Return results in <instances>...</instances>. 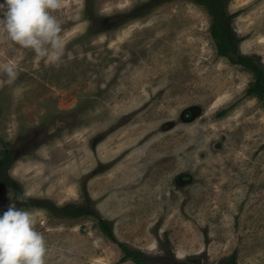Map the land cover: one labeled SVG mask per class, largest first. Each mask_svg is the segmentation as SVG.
I'll use <instances>...</instances> for the list:
<instances>
[{
	"label": "rangeland",
	"instance_id": "obj_1",
	"mask_svg": "<svg viewBox=\"0 0 264 264\" xmlns=\"http://www.w3.org/2000/svg\"><path fill=\"white\" fill-rule=\"evenodd\" d=\"M224 7L240 53L264 64V0ZM52 14L56 62L12 41L0 16V210L15 201L36 215L45 264H136L99 216L160 258L264 264V99L247 94L254 73L219 53L207 8L62 0ZM43 198L91 213L27 206Z\"/></svg>",
	"mask_w": 264,
	"mask_h": 264
},
{
	"label": "clouds",
	"instance_id": "obj_2",
	"mask_svg": "<svg viewBox=\"0 0 264 264\" xmlns=\"http://www.w3.org/2000/svg\"><path fill=\"white\" fill-rule=\"evenodd\" d=\"M62 0H0L2 26L8 37L42 58L56 62L63 55L61 25L52 14ZM9 82L17 75L16 66L3 67ZM17 200L23 199L17 195ZM36 215L15 201L0 210V264H45V237L36 228Z\"/></svg>",
	"mask_w": 264,
	"mask_h": 264
},
{
	"label": "trees",
	"instance_id": "obj_3",
	"mask_svg": "<svg viewBox=\"0 0 264 264\" xmlns=\"http://www.w3.org/2000/svg\"><path fill=\"white\" fill-rule=\"evenodd\" d=\"M199 4L204 5L212 16L211 33L217 40L218 51L220 54L230 57L235 62L244 65L247 69H250L254 73V80L250 83L247 88V94L256 95L261 99H264V64L257 55L250 54L244 55L240 53L238 49L239 40L236 37L235 31L228 23L225 15V0H195ZM225 112V111H224ZM10 160V154L6 153L3 156V161L0 164V169L3 164ZM6 179V178H4ZM1 176L0 181L3 184H10L6 182ZM3 180V181H2ZM13 185V184H12ZM15 188V197L22 195L21 189L18 186ZM30 208L44 207L48 209L53 215L58 217H80L85 214H90L91 210L86 203H66L58 205L48 199H36L29 202L27 205ZM98 224L101 231L109 238L118 242L119 247L123 251V255L120 261L133 260L136 264H189L193 263L190 258L184 261H173L166 257L160 258L155 255H150L140 249L133 248L119 242L115 235L113 224L106 218L98 217Z\"/></svg>",
	"mask_w": 264,
	"mask_h": 264
},
{
	"label": "bare ground",
	"instance_id": "obj_4",
	"mask_svg": "<svg viewBox=\"0 0 264 264\" xmlns=\"http://www.w3.org/2000/svg\"><path fill=\"white\" fill-rule=\"evenodd\" d=\"M74 11V10H73ZM68 12V11H67ZM72 12V11H71Z\"/></svg>",
	"mask_w": 264,
	"mask_h": 264
},
{
	"label": "flooded vegetation",
	"instance_id": "obj_5",
	"mask_svg": "<svg viewBox=\"0 0 264 264\" xmlns=\"http://www.w3.org/2000/svg\"><path fill=\"white\" fill-rule=\"evenodd\" d=\"M6 153H7V152H6ZM6 153H5V154H6ZM0 164H1V163H0Z\"/></svg>",
	"mask_w": 264,
	"mask_h": 264
}]
</instances>
